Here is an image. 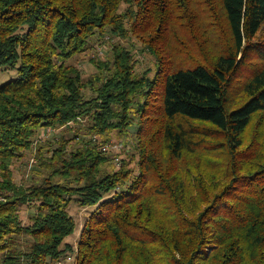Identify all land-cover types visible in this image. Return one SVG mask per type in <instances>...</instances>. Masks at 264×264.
Here are the masks:
<instances>
[{"label": "trees", "instance_id": "16d2710c", "mask_svg": "<svg viewBox=\"0 0 264 264\" xmlns=\"http://www.w3.org/2000/svg\"><path fill=\"white\" fill-rule=\"evenodd\" d=\"M263 28L264 0H0V264H264Z\"/></svg>", "mask_w": 264, "mask_h": 264}, {"label": "rangeland", "instance_id": "374dc122", "mask_svg": "<svg viewBox=\"0 0 264 264\" xmlns=\"http://www.w3.org/2000/svg\"><path fill=\"white\" fill-rule=\"evenodd\" d=\"M257 42H264V28L261 30L260 35L256 38ZM123 43L124 45H126L133 53L134 58L139 59L140 64L138 66V72L139 73H143L146 70L150 69L152 72L150 73V76L153 75L154 71H155V66H154V57L152 55H150L145 49L144 47L136 41V39L132 40V43L126 42L124 43L123 41L120 42ZM111 42L106 41V43L104 45H102V47H99L100 45H96L94 46V50L91 51L90 53H87L85 55L79 56L77 59L73 60L72 63H76L79 66H81V70L84 71V75L85 78H88L89 75H91V73H93L94 69L90 66V64L88 63V60L90 57L97 56H103L101 59H108L111 55ZM96 50V52H95ZM18 77V72H16V70H9V71H0V86L15 80ZM61 134V133H60ZM59 133L56 134H49V138H52L55 136L56 139L59 138L60 136ZM65 139H71V136H69V134L65 133L64 135ZM113 137L109 140V142L107 143V149L110 151L109 157L110 160L114 161V164H118L116 167H120L121 164L123 163L122 161H127L129 163V167L134 166V164L136 163L137 159L132 160L129 159V155L134 154V150L133 147L130 146L129 144L125 146L124 150L120 147V138L117 137V134L114 133V135H112ZM46 138V137H45ZM47 139V138H46ZM44 139V140H46ZM48 140V139H47ZM74 146V142H71L69 144V149L72 148ZM52 148H57L56 145H52ZM136 153V152H135ZM137 158V157H136ZM23 164H17V167L15 168V177L18 181H20V183L22 182H26L27 180L31 179V176L33 174V168L35 166L34 162L32 161V153H27V157L25 158V160L22 162ZM21 165V166H20ZM112 168H114V165L111 164V166L109 165V167L106 168V170H111ZM94 208V207H92ZM90 208L88 209H81L80 207H78L77 205L71 204L70 206V212L72 215V218H74L77 222V229L76 231H74L75 233H73V235H71L70 237L67 238V242L72 243L73 247H76V242L79 238L82 226L85 222V219L87 218V216L93 212V210ZM27 212H24V215H26Z\"/></svg>", "mask_w": 264, "mask_h": 264}, {"label": "built area", "instance_id": "2783aa9c", "mask_svg": "<svg viewBox=\"0 0 264 264\" xmlns=\"http://www.w3.org/2000/svg\"><path fill=\"white\" fill-rule=\"evenodd\" d=\"M50 133L52 134L53 131L46 130L45 132L41 134V138L45 137V135H49ZM57 264H76L75 255L71 254L65 257L64 259L59 260Z\"/></svg>", "mask_w": 264, "mask_h": 264}, {"label": "bare ground", "instance_id": "6f19581e", "mask_svg": "<svg viewBox=\"0 0 264 264\" xmlns=\"http://www.w3.org/2000/svg\"><path fill=\"white\" fill-rule=\"evenodd\" d=\"M49 129V128H48Z\"/></svg>", "mask_w": 264, "mask_h": 264}]
</instances>
